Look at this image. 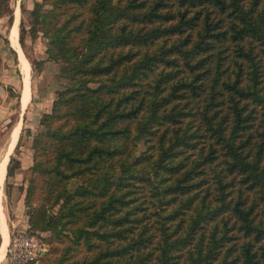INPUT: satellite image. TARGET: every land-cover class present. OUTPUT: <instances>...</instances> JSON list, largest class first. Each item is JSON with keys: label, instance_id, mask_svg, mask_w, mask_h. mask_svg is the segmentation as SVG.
<instances>
[{"label": "trees", "instance_id": "obj_1", "mask_svg": "<svg viewBox=\"0 0 264 264\" xmlns=\"http://www.w3.org/2000/svg\"><path fill=\"white\" fill-rule=\"evenodd\" d=\"M30 14L70 66L26 191L32 232L71 241L60 264L79 247L66 264H264V0H35Z\"/></svg>", "mask_w": 264, "mask_h": 264}, {"label": "rangeland", "instance_id": "obj_2", "mask_svg": "<svg viewBox=\"0 0 264 264\" xmlns=\"http://www.w3.org/2000/svg\"><path fill=\"white\" fill-rule=\"evenodd\" d=\"M10 2L14 10V19L18 8L21 12L19 38L21 20L25 28L24 45L21 44V46L31 69V97L29 103L23 108V96L21 101L23 81L18 59L19 52L14 49L13 41L9 40V29L13 22L9 23V14L6 13L0 17V159L13 129L20 122V134L10 156L13 154L18 158L21 165L15 168L11 175H7L6 172L3 204L8 222L9 242L6 253L0 258V264L26 263L11 261L7 251L11 237L23 230L39 236L48 247L46 253L34 259L35 262L30 264H60L61 258H64L65 248L71 244V241L69 238L60 241V237L51 230L39 229L32 232L30 229L31 211L37 208L40 202L38 195L34 196L32 203L28 202L26 191L33 177L35 144L40 133L45 130L43 118L47 112L52 111L58 90L70 84V66L65 61L49 60L46 51L48 38L43 34L41 26H38L36 33L31 30L30 10L34 7L35 0H11ZM21 3L26 6L25 11H21ZM33 60L36 63H33ZM143 148V143H140L139 149ZM79 182L78 178H73L69 184L70 188L75 187ZM57 208L55 207L53 211H57ZM2 241L3 233L0 229V246ZM85 252L83 247L69 250L64 260L65 264L82 257Z\"/></svg>", "mask_w": 264, "mask_h": 264}, {"label": "bare ground", "instance_id": "obj_3", "mask_svg": "<svg viewBox=\"0 0 264 264\" xmlns=\"http://www.w3.org/2000/svg\"><path fill=\"white\" fill-rule=\"evenodd\" d=\"M20 13H21L20 9L18 8L16 10V17L12 23V28H10L8 37H9L10 42L13 41V45L15 49H17L19 52V57H18L19 66H20L22 75H24V82H25L24 90H22L21 92V101H22V96H23V108H24L29 103L30 97H31V88H30L31 69H30V65L26 59L25 53L19 41ZM20 130H21V123L19 122L13 129V132L10 135L5 151L2 154V157L0 159V229L3 233V241L0 246V258H2L3 255L6 253L7 244L9 242V232H8V224H7L8 222H7V216H6L4 204H3L5 200L4 199V195H5L4 194V182L6 178L7 165H8V161L10 158V154L14 150L15 143L17 142V139L20 134Z\"/></svg>", "mask_w": 264, "mask_h": 264}, {"label": "built area", "instance_id": "obj_4", "mask_svg": "<svg viewBox=\"0 0 264 264\" xmlns=\"http://www.w3.org/2000/svg\"><path fill=\"white\" fill-rule=\"evenodd\" d=\"M8 247L9 258L15 263L38 259L48 250V247L39 236L25 230L14 234Z\"/></svg>", "mask_w": 264, "mask_h": 264}, {"label": "water", "instance_id": "obj_5", "mask_svg": "<svg viewBox=\"0 0 264 264\" xmlns=\"http://www.w3.org/2000/svg\"><path fill=\"white\" fill-rule=\"evenodd\" d=\"M10 28H12V25H11V27ZM9 32H10V29H9ZM9 35V34H8ZM15 49V48H14ZM22 90H24V86H25V82H24V75H22Z\"/></svg>", "mask_w": 264, "mask_h": 264}]
</instances>
